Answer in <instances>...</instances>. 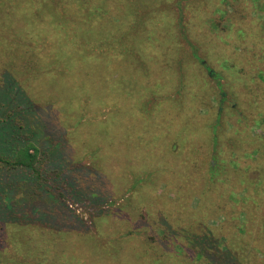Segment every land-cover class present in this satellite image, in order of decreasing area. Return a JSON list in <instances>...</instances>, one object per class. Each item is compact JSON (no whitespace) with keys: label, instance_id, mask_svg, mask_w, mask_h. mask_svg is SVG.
<instances>
[{"label":"rangeland","instance_id":"obj_1","mask_svg":"<svg viewBox=\"0 0 264 264\" xmlns=\"http://www.w3.org/2000/svg\"><path fill=\"white\" fill-rule=\"evenodd\" d=\"M43 1L0 0V69L14 65L56 136L66 128L62 165L38 149L34 190L79 218L34 219L11 191L6 205L21 208L15 219L8 205L0 214V264H212L190 246L191 232L212 233L239 264H264V0H149L143 31L126 40V30L113 32L104 46L113 57L85 85L51 63L56 23ZM100 1L117 22V0ZM121 41L132 46L127 56L111 50ZM81 166L107 173L110 210L71 195L63 172Z\"/></svg>","mask_w":264,"mask_h":264},{"label":"trees","instance_id":"obj_2","mask_svg":"<svg viewBox=\"0 0 264 264\" xmlns=\"http://www.w3.org/2000/svg\"><path fill=\"white\" fill-rule=\"evenodd\" d=\"M116 2L119 4L117 6L118 14L115 12L119 18L117 22H113L109 16H106L108 12L105 9L106 2L104 1L44 0L42 2L46 7H53L50 15H53L52 20L56 23L54 29L57 35L54 42L55 48L50 52V58H53L51 63H64L65 67L67 65L66 70L69 71L71 77H80L79 85L82 83L85 85V76L88 77L90 70L95 69L97 62L101 63L106 54L112 55L110 52H105L104 46L105 41L110 38L113 32L120 34L119 30H126L119 37L126 40L125 35L127 33L135 31L136 34H139L147 25L148 19L145 17V13L148 15L151 13L148 11L149 0H117ZM101 10L104 11L103 14H101ZM133 16L135 19L131 21ZM98 19H101L102 22ZM93 24L96 26H92ZM181 25L182 23H180L179 31L183 30ZM103 27L108 28L109 31L103 33L104 30L101 31L104 29ZM180 32L184 36L183 31ZM62 33L63 36H60ZM46 36L45 34L41 37L43 44ZM106 45L111 47L109 43ZM131 48V44L128 43L126 46V43L121 41L120 44L111 47V50L115 51V54L127 56ZM189 48L191 56L201 63L208 75L215 79L218 78L216 71L204 62L205 60L198 55L196 49L191 45ZM40 61L43 60L40 58ZM13 70H15L14 65H7L0 69V214L4 210V206L7 207V205L13 213V219H15L16 214H19L21 206L19 208L13 207L11 201H8L7 205L5 203V199L10 200L11 195L9 193L11 191L19 190L24 196L21 199V203L24 202L23 206H26L29 213L37 214L34 219L41 217L43 222H57L60 226L67 223V226H74L79 217L73 215L67 205L64 208L51 207L50 198L44 196L41 191L36 193L34 190L37 178L43 176L35 166L38 149H43L48 153L51 159L48 161L49 164L62 165L61 160L68 157L69 154L67 148L72 149L69 144L70 137H67L66 128L62 125L58 127L59 130L57 128L60 134L56 136L58 132L47 118V113L19 84ZM59 72L62 73L63 71L59 70ZM83 76L84 81L81 80ZM218 119L219 113L216 117V123ZM59 121L61 122V120ZM214 128L215 126L212 130L215 133ZM212 138L215 144L216 136L213 134ZM82 168L85 166L71 169L72 174L75 173L77 177L68 174V169L63 172L71 195H77L76 199L79 201H99L100 204L108 206L110 210V207L113 206L112 184L107 173L104 170L92 169L93 172L86 170L87 175V173H82L85 171H80ZM86 168L90 169V165ZM76 171L80 172L77 174ZM69 175L70 177H68ZM82 176H86L83 182L80 179ZM38 182L40 181L38 180ZM105 183L109 185L110 189L105 187ZM26 197H28L27 200ZM145 215L146 213L142 214V219H145ZM81 221L83 220L80 218L79 222L82 223ZM162 221L167 235L178 234L164 219ZM186 238L189 239L191 247L198 249L197 255L204 256L212 264H239V259L234 256L233 251L221 247L219 239L214 237L212 233L191 232L186 235Z\"/></svg>","mask_w":264,"mask_h":264}]
</instances>
